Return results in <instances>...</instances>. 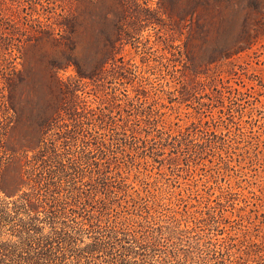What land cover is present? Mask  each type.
I'll return each mask as SVG.
<instances>
[{
  "label": "rangeland",
  "instance_id": "rangeland-1",
  "mask_svg": "<svg viewBox=\"0 0 264 264\" xmlns=\"http://www.w3.org/2000/svg\"><path fill=\"white\" fill-rule=\"evenodd\" d=\"M0 143L4 184L44 147L87 176L122 166L160 203L216 206L264 264V0H0Z\"/></svg>",
  "mask_w": 264,
  "mask_h": 264
},
{
  "label": "trees",
  "instance_id": "trees-1",
  "mask_svg": "<svg viewBox=\"0 0 264 264\" xmlns=\"http://www.w3.org/2000/svg\"><path fill=\"white\" fill-rule=\"evenodd\" d=\"M2 146L0 168L5 163ZM80 159L92 162L91 154ZM65 161L56 150L44 147L21 166L10 184H4L0 169V264H168L172 260L212 264L217 254L221 259L216 264L231 260L229 248L218 250L214 236L225 233L231 241L238 239L221 226L225 214L216 206L181 210L160 203L139 173L132 182L122 166L99 165L95 174L87 176ZM78 178L89 179L91 198L79 200L77 209L69 208L67 199L81 197ZM218 198L231 201L224 192ZM91 229L94 235L84 240L81 235ZM238 241L244 250L231 260L234 264H247L262 252L256 250L262 243L248 234Z\"/></svg>",
  "mask_w": 264,
  "mask_h": 264
}]
</instances>
